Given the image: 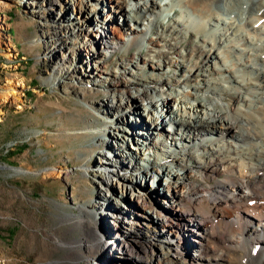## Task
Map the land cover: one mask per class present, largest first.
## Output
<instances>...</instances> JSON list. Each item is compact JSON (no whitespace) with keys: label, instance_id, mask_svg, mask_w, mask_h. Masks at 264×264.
I'll return each instance as SVG.
<instances>
[{"label":"bare ground","instance_id":"obj_1","mask_svg":"<svg viewBox=\"0 0 264 264\" xmlns=\"http://www.w3.org/2000/svg\"><path fill=\"white\" fill-rule=\"evenodd\" d=\"M110 3L112 9H108L105 0L73 2L75 12L78 7L79 13L95 20L112 12L126 17L137 33L130 42L138 52L122 58L112 73H98L101 82L93 80L96 88L80 90L108 94L112 109L109 111L125 114L112 121L103 116L95 121L99 125L86 127L80 133L90 135L99 145L113 138L122 151L120 156H127L125 123L147 122L149 128L157 131L158 139L155 138L157 144L142 151L140 164L143 167L146 162L160 160L161 166L140 167L141 181L131 177L118 180L108 170H99L95 179L100 197L107 200L110 194L118 199L114 205L121 207L127 205L125 198L130 197L145 220L157 215L166 221L186 214L188 223L198 228L195 243L199 252L216 264H264V0ZM89 21L49 32L52 50L62 49L60 59L51 50L53 75L62 73L78 50L93 49L84 39L80 40L81 36L90 30L99 37L103 30L81 27L90 25ZM77 28L80 31L76 32ZM108 39H101L104 47L116 43V39ZM104 52V64L96 69L106 66L110 51ZM147 67L149 75L143 84L135 71L142 72ZM22 81L5 87L4 102L11 97L21 100L22 92L17 88L23 85ZM152 83L156 86L149 87ZM78 160L87 157L82 155ZM81 167L87 176V166ZM63 173L58 168L50 174L60 178ZM218 174L223 179L213 186L218 193L215 197L201 180ZM150 182H158L161 188L157 189L166 192L158 211L141 188L144 183L149 190ZM158 190L155 196L161 201ZM207 205L209 211L204 208ZM100 206L96 202L94 209L99 210ZM93 213L86 205H79L76 212L62 210V223L69 224L68 231L78 235L64 241L67 250H71L67 259L90 261L105 252H121L136 255L142 264H178L164 251L160 254L137 243L133 246L115 241L108 244L107 251L102 245L104 232L96 231ZM231 252H236L235 261L231 260Z\"/></svg>","mask_w":264,"mask_h":264},{"label":"rangeland","instance_id":"obj_2","mask_svg":"<svg viewBox=\"0 0 264 264\" xmlns=\"http://www.w3.org/2000/svg\"><path fill=\"white\" fill-rule=\"evenodd\" d=\"M73 2L79 0H0V264H142L136 255L121 252L115 255L105 252L90 261L67 259L71 250H67L64 241L78 235L68 231L70 225L62 223L60 214L62 210L76 212L79 205H86L94 212L98 225L95 228L104 232L102 245L106 250L115 241L133 246L137 243L160 254L164 251L178 264H216L206 259L207 254L199 252L195 243L198 228L188 223L186 214L166 221L157 215L153 220H145L141 217L142 210L130 197L125 198L124 207L114 205L118 199L109 193L105 192L109 194L107 200L100 197L96 173L108 170L118 180L131 177L141 181L142 151L157 144L158 135L147 122H126L123 133L129 147L124 149L127 156H120L122 151L113 138L99 145L90 135L80 133L86 127L99 125L95 121L103 116L112 121L125 114L109 111L112 109L108 94L84 93L80 89L96 88L94 81L101 82L98 73H112L122 58L138 50L131 47L130 39L137 33L126 17L112 12L95 20L79 13L78 7L75 12ZM105 5L112 9L110 0H105ZM89 19L91 24L81 27L103 30L102 38L86 30L80 40L84 39L93 49L78 50L67 68L53 75L49 32L71 27L76 22L83 24ZM107 38L116 39V43L104 47L101 39ZM61 50H52L56 59H60ZM105 50L110 51L106 66L96 69L104 64L101 59ZM143 53L146 54V49ZM135 72L137 80L144 84L149 67ZM20 80L23 85L17 89L22 92L21 100L11 97L4 102L5 87H12L15 85L12 83ZM155 86L156 83L149 85ZM161 132L164 135V129ZM82 155L87 160H78ZM146 163L145 168L161 166L160 160ZM81 165L87 166V176ZM58 168L64 171L63 177H52L50 173ZM222 179L218 174L201 183L217 197L214 187ZM156 184H147L151 192L144 183L141 188L158 211L166 192L158 190L161 185ZM155 190L162 196L161 201ZM96 202L101 203L99 210ZM204 208L210 210L209 205ZM235 255L236 252H231L232 261Z\"/></svg>","mask_w":264,"mask_h":264}]
</instances>
